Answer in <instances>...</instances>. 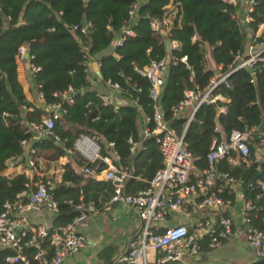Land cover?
Masks as SVG:
<instances>
[{
    "label": "trees",
    "instance_id": "trees-1",
    "mask_svg": "<svg viewBox=\"0 0 264 264\" xmlns=\"http://www.w3.org/2000/svg\"><path fill=\"white\" fill-rule=\"evenodd\" d=\"M25 1L0 0V210L2 203L15 199L28 182L24 173L4 174L8 167L5 161L10 157L19 159L20 163L23 161L20 141L31 137L27 125L38 124L47 114L44 106L36 107L25 99L17 80L15 54L21 44L28 46L33 56L31 63L39 68L32 82L41 93L43 104L60 103L64 110L52 129L61 145H54L52 137L38 139L30 145L34 157L55 159L64 150L71 149L80 133L98 136L104 142L113 143L118 168H125L132 175L124 182L127 192L146 187L161 166V156L152 137L143 138L141 148L134 155L128 151L127 138L135 141L141 138L140 117L149 116L152 110L148 80L139 76L135 67L142 68L152 60L169 57L159 105L176 135L183 133L186 149L194 157L197 169L205 166V154L220 133L227 137L232 130L262 122L264 65L260 64L253 75L241 68L228 74L227 85L217 86L215 91L228 99L225 112L218 111L223 105L219 101L201 105L183 129L185 117L173 118L169 109L183 98L185 90L206 86L217 65L221 73L227 72L234 54L244 53L247 38L251 40L258 25L264 23V0H254L249 20L244 17L245 0H237L235 4L222 0H171L178 5L179 18L173 21L167 36L151 29L149 22L163 15V7L169 0H139L131 18L128 10L133 0H31L23 6ZM84 21L90 24L87 33L71 28ZM125 27H129L133 35L113 47L114 37ZM192 34L197 37L195 42L190 40ZM172 40L177 42L176 48H168ZM111 46L112 52H105ZM81 47L86 50L81 51ZM206 50L211 68H205ZM95 56L101 83L109 80L119 85L122 101L114 108L102 106L96 90L89 87L85 79L87 62ZM182 56H185L184 63L179 60ZM67 87L72 89L71 103L52 95ZM249 149V166L242 162L230 164L223 159L217 170L235 179L243 200L253 205L246 213L251 225L264 231V189L258 185H264V158L254 162V148L251 145ZM106 152L102 144L101 153ZM90 167H95L96 173L105 165L96 161ZM63 168L61 181L51 190L58 202V213L50 230L77 214L75 204L92 201L100 209L113 193L111 183L76 173L67 164ZM66 180L71 184L65 185ZM81 182L84 184L80 185ZM216 186L222 187V197L229 198L232 205L234 190L221 179L216 180ZM201 251L205 254L209 249L202 247ZM0 264L6 263L1 259Z\"/></svg>",
    "mask_w": 264,
    "mask_h": 264
},
{
    "label": "built area",
    "instance_id": "built-area-1",
    "mask_svg": "<svg viewBox=\"0 0 264 264\" xmlns=\"http://www.w3.org/2000/svg\"><path fill=\"white\" fill-rule=\"evenodd\" d=\"M226 4H235L237 0H222ZM243 3V1H240ZM139 0H133L128 16L131 18L137 8ZM254 0H245V20H249V13L253 11ZM161 17L152 18L149 22L151 29L162 36L169 35V31L177 17L179 8L177 3L169 0L163 7ZM242 13V9L240 10ZM81 33L90 31V24L86 21L74 24L71 27ZM129 27L121 30L115 36L112 46H120L124 39L132 36ZM191 42L197 37L192 34ZM176 41L168 42V48H176ZM203 48L205 44H202ZM85 51V47L80 48ZM264 23H260L253 34L244 53L236 52L228 71L221 73V67H215V73L209 78L208 84L203 88L187 89L183 92V98L169 109L173 118L185 117L183 129L193 120L195 111L201 105L214 104L217 101L223 105L218 107L219 112L226 111L225 103L228 102L223 95L216 92L221 83L227 85L229 73L238 69L251 68L254 74L257 64L264 65ZM32 55L26 44H21L15 54V62L27 61L31 78L39 70L31 63ZM173 62L175 59L171 58ZM185 62V56L179 59ZM168 56H162L150 61L142 68L135 67L136 73L148 80V98L151 101L152 110L149 116L141 115L139 132L141 138L137 141L127 138L128 151L134 155L141 148L143 138L152 137L161 156V166L154 172L148 185L133 192L124 189V182L132 177L124 169L117 168L112 158L118 160L113 150L112 142H104L100 137L80 133L72 144V151L76 152L83 162L82 171L91 174L93 168L90 164L98 161L105 165L101 170L104 178L113 186L111 197L98 209L94 202L77 203L74 205L77 214L68 222L49 229L44 225L25 226L26 213L37 208H43L50 213H58V202L53 198L51 190L54 182L50 176L42 174L35 162L34 150L27 149L24 156L28 182L25 188L15 195V199L4 201L0 210V260L6 264H61L65 258L78 251L86 244V239L78 232V227L88 216L109 210L113 205L132 207L141 226L128 240L125 250L104 264H165L170 262L180 263L186 256H196L202 253L201 248L214 249L224 241L241 234L244 237L255 259L264 257V231L252 226L247 212L253 209L249 200H243L238 216L240 226L236 227L232 216L229 214L231 202L229 198L221 195L222 187L216 186V180L221 179L224 185L230 188L235 184V179L227 173L219 172L217 165L221 160L230 164L242 162L245 166L251 163L249 147L252 145L253 160L258 162L264 148V115L260 125L243 127L232 130L227 137L222 133L214 139L205 154V166L197 169L194 165V157L187 151L183 141V133L176 135L164 119L159 98L167 71ZM90 62V61H89ZM89 62L85 69V79L88 86L96 90L102 106L116 107L119 85L116 82L106 80L103 84L96 71H91ZM97 69V63H95ZM205 68H209L205 64ZM253 82V78L250 79ZM99 87V89L97 88ZM102 89V90H100ZM39 99L43 102L40 92ZM63 102H72V89L67 87L63 91L52 93ZM46 115L38 124L29 123L27 131L31 133L29 139L20 141L23 147L32 139L52 137L54 142L59 141L57 135H53L54 122L64 112L60 103L44 105ZM218 130V128H217ZM219 131V130H218ZM33 133L37 136L33 137ZM107 149L101 153V145ZM15 158L10 157L5 164L10 166ZM260 161V160H259ZM264 189L262 183L258 184ZM70 202V201H68ZM190 211L198 212L189 224L178 222L169 226L167 216L172 213H182L189 217ZM226 213V214H225Z\"/></svg>",
    "mask_w": 264,
    "mask_h": 264
},
{
    "label": "crops",
    "instance_id": "crops-1",
    "mask_svg": "<svg viewBox=\"0 0 264 264\" xmlns=\"http://www.w3.org/2000/svg\"><path fill=\"white\" fill-rule=\"evenodd\" d=\"M241 3V2H240ZM246 47L249 44L250 40L247 38ZM206 49V47H204ZM246 49V48H245ZM207 51V50H206ZM105 52H112V46L109 47ZM209 53L207 51L206 64L209 68L212 67L211 62L208 59ZM97 56L92 58L89 62L91 71H96L94 64V59ZM17 80L22 87V92L27 101L35 105L36 107L43 108L44 104L39 99L37 91L35 90L28 69L27 61L17 63ZM99 89V87H97ZM102 90V89H100ZM117 97V103L120 104L122 99L119 95ZM219 130V128H218ZM37 136L33 133V137ZM45 139V138H40ZM35 139L24 147L23 161L20 163L19 159H15L10 166L4 170V174L15 175L18 173H24L27 176V170L25 167L24 156L27 152V149L30 148L32 142L36 141ZM56 146H60V141L54 142ZM104 145V144H103ZM107 150V149H106ZM264 158V148L262 153L259 156V160ZM258 160V161H259ZM113 164L118 168V162L115 158H112ZM36 165L39 169V172L42 174L48 175L54 182V186L61 181V174L63 173V166L69 165L76 173H81L83 175H91L97 181H107L104 178V173L101 172H92L91 174H86L82 171L83 162L80 159L79 155L72 151L71 149L64 150L63 154L56 157L55 159H43V157H35ZM117 164V165H116ZM95 168V167H94ZM93 168V170H94ZM65 185L71 184L70 181H65ZM110 183V182H109ZM83 185L84 183H79ZM73 185V184H72ZM79 185V186H80ZM230 189H233L235 192V200L231 207L229 208V214L232 216L234 225L237 227L240 226V218L238 213L240 211L243 198L239 190L237 183L232 184ZM196 213V212H195ZM194 212L190 211L189 217H185L182 213H172L167 216V224H175L178 222H183L189 224L192 219L196 216ZM25 226H36L44 225L48 228L52 227L54 224V219L56 214L50 213L43 208L33 209L26 213ZM141 226V221L138 219L135 210L132 207L124 205H113L109 210L98 212L87 217V219L81 223L78 227V232L84 236L86 239V244L79 249L78 251L69 255L61 264H104L109 260L113 259L120 253H122L125 248L128 240L132 237L136 230ZM230 239L236 241L235 247H243L246 251V255H217L214 252L215 249H219L222 246L226 245ZM224 241L218 247L209 250L205 254L201 253L196 256H186L184 257V264H246L253 260L251 251L246 244L243 235L237 234L236 236ZM235 251V250H234ZM213 253V254H212ZM205 258V260H203Z\"/></svg>",
    "mask_w": 264,
    "mask_h": 264
},
{
    "label": "rangeland",
    "instance_id": "rangeland-1",
    "mask_svg": "<svg viewBox=\"0 0 264 264\" xmlns=\"http://www.w3.org/2000/svg\"><path fill=\"white\" fill-rule=\"evenodd\" d=\"M195 215L197 217L200 216V214L198 212H196ZM234 243H236V241L234 239H230L229 242L226 243V245L222 246L219 249H215L214 252H216L217 255H230V254H232V255H246L247 254L243 247H241V246L235 247ZM250 255H252V258L254 260L255 257L253 256V254L251 253ZM182 262H184V260H182Z\"/></svg>",
    "mask_w": 264,
    "mask_h": 264
},
{
    "label": "water",
    "instance_id": "water-1",
    "mask_svg": "<svg viewBox=\"0 0 264 264\" xmlns=\"http://www.w3.org/2000/svg\"><path fill=\"white\" fill-rule=\"evenodd\" d=\"M29 1H31V0H26L23 6H26V4ZM246 71L248 73H251L252 72V69L251 68H246ZM169 226H171V224H169ZM203 260H205V258ZM165 264H184V263H182V262H180V263L170 262V263H165ZM246 264H264V257L263 258H259V259H254V260H252V261H250V262H248Z\"/></svg>",
    "mask_w": 264,
    "mask_h": 264
}]
</instances>
